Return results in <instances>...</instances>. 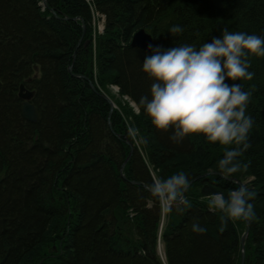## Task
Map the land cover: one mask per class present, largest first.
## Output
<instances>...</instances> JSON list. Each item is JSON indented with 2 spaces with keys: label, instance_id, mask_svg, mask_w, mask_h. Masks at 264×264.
Segmentation results:
<instances>
[{
  "label": "trees",
  "instance_id": "trees-1",
  "mask_svg": "<svg viewBox=\"0 0 264 264\" xmlns=\"http://www.w3.org/2000/svg\"><path fill=\"white\" fill-rule=\"evenodd\" d=\"M46 1L58 18L41 0H0V264H22L52 226L65 233L54 264H242L243 252L244 264H264V58L250 57L255 75L238 81L254 120L251 147L237 159L254 193L243 249L247 222L229 220L221 232L222 213L209 207L213 193L240 187L214 168L225 146L202 136L177 143L152 125L139 104L150 95L142 63L151 53L130 44L140 29L163 48H198L224 29L264 36V0ZM97 14L105 30L93 46L86 38ZM67 18L82 19L87 34ZM173 25L183 32L170 33ZM21 85L35 93L36 123L22 116ZM107 85L138 107L143 150L131 154L130 130L102 96ZM178 172L191 181L190 207L168 211L146 185ZM193 222L207 232L194 233Z\"/></svg>",
  "mask_w": 264,
  "mask_h": 264
},
{
  "label": "clouds",
  "instance_id": "clouds-1",
  "mask_svg": "<svg viewBox=\"0 0 264 264\" xmlns=\"http://www.w3.org/2000/svg\"><path fill=\"white\" fill-rule=\"evenodd\" d=\"M182 32L179 25L170 28L172 34ZM148 48L151 54L145 55L142 70L152 84L150 95L142 96L139 104L152 125L161 132L171 130L177 143L202 136L210 144L225 146L219 161L222 174L227 178L238 172L235 161L251 147L254 124L247 114L251 94L238 81L253 79L250 57L264 58V36L224 29L198 48L192 44L171 48L149 44ZM190 183L187 173L178 172L154 179L146 189L165 210H182L181 206L190 207L185 197ZM252 199L254 193L244 185L227 197L213 193L209 207L222 213L219 231L229 220L250 223L255 218ZM207 230L199 222L192 223L194 233Z\"/></svg>",
  "mask_w": 264,
  "mask_h": 264
},
{
  "label": "rangeland",
  "instance_id": "rangeland-1",
  "mask_svg": "<svg viewBox=\"0 0 264 264\" xmlns=\"http://www.w3.org/2000/svg\"><path fill=\"white\" fill-rule=\"evenodd\" d=\"M103 24L102 19H100L97 15L93 18L92 25L88 27V32L89 35L87 36V41L88 43L93 44L95 46L96 41L98 37H100L104 32V28H101ZM87 34V27H85ZM84 34V35H85ZM84 37V36H83ZM82 42V39H81ZM95 57L93 58V77L95 82L97 81V73H96V68H95ZM103 94L106 95V97L109 99L111 102V110L110 112H115L118 111L120 114V117L122 120H125V124L128 126L129 130H135V134L131 133V140L129 142L135 146L138 147L139 149H144V146L146 144L150 145V142L145 143V140L147 139V135L142 132V118H140V112L139 110L132 105V102L127 99L126 97H123L120 95L118 92V89L114 88L111 85H107L103 87L102 91ZM127 115V116H126ZM131 125V127H129ZM144 129V127H143ZM152 145V142H151ZM192 158H187L186 161L187 163H192ZM182 163L181 161H179ZM239 165V171L236 173H233L234 176H236L241 183L244 186H248V184L253 179L251 177L246 176L247 170H245V167H243L240 163L235 161ZM214 168H220V165H216ZM154 172V175L156 176V172ZM213 173V171L211 172ZM253 186V184H252ZM60 225H64V221L60 222ZM64 231H62L60 228L57 231V228L52 226L46 240L40 244L31 254H29L24 262L22 264H54V260L56 256H58L61 251L64 248Z\"/></svg>",
  "mask_w": 264,
  "mask_h": 264
},
{
  "label": "water",
  "instance_id": "water-1",
  "mask_svg": "<svg viewBox=\"0 0 264 264\" xmlns=\"http://www.w3.org/2000/svg\"><path fill=\"white\" fill-rule=\"evenodd\" d=\"M44 5L48 6L46 1H44ZM67 20H75V21L80 20V21H83L82 19H76V18L75 19L67 18ZM82 28H83V36H84L86 29H85L84 26ZM149 44L153 45L152 36L149 33H147L144 29H140L137 33L134 34V36L132 38V42H131V47L138 48V49H141V50H144V51H147V52L151 53L150 49L148 48ZM71 69H72V67H70V70ZM90 85H91V87H93L92 84H90ZM34 97H35V93L34 92L26 90L25 86L21 85L20 92H19V99L23 102V104H22V116H23L24 119H26L27 121H30L32 123H36L40 119V115H39V112L37 110V107L32 103ZM104 98L108 101V99H107V97L105 95H104ZM109 103L111 104L110 101H109ZM111 114H112V112L110 113V116H111ZM128 144H129V146L131 148L133 147L130 142H128ZM132 152H133V148L131 149V154H132ZM131 154H130V156H131ZM124 167L122 168V172L124 170ZM217 174L223 176L222 173H217ZM226 179H228L230 181H233V182L235 181L236 183H239L233 177H227ZM240 186H241V184H240ZM248 233H249V223L247 222V231L242 237L243 248H244L245 240H246V238L248 236ZM244 262H245V254L243 252L242 264H244Z\"/></svg>",
  "mask_w": 264,
  "mask_h": 264
},
{
  "label": "bare ground",
  "instance_id": "bare-ground-1",
  "mask_svg": "<svg viewBox=\"0 0 264 264\" xmlns=\"http://www.w3.org/2000/svg\"><path fill=\"white\" fill-rule=\"evenodd\" d=\"M44 1H46V0H41V7L43 8V10H48L55 18H58L57 17V14L54 12V10L53 9H51L49 6H45L44 5ZM47 2V1H46ZM48 5V4H47ZM72 21H75V20H72ZM80 25H81V28L84 26V27H87L88 26V24H85L83 21H77ZM82 31H83V28H82ZM131 42H132V39H131ZM87 44H88V42H87ZM131 44V43H130ZM90 84H92L93 86H95L92 82H90ZM91 86V85H90ZM117 89H118V92H119V88L117 87ZM26 90H28V91H30L29 89H26ZM32 92V91H31ZM127 99H129V98H127ZM130 100V99H129ZM132 105L136 108V110H137V106L134 104V103H132ZM40 115V114H39ZM159 249H161V247H159Z\"/></svg>",
  "mask_w": 264,
  "mask_h": 264
}]
</instances>
